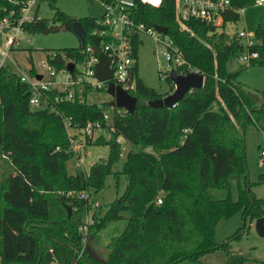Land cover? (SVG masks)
<instances>
[{
    "label": "trees",
    "instance_id": "1",
    "mask_svg": "<svg viewBox=\"0 0 264 264\" xmlns=\"http://www.w3.org/2000/svg\"><path fill=\"white\" fill-rule=\"evenodd\" d=\"M55 1L40 3L53 7ZM254 1L230 0L219 31L211 23L188 19L185 24L192 35L176 22L173 0H162L159 7L138 3L136 20L166 26L184 59L203 74V87L187 92L174 107L148 105L163 95L138 77L140 36L133 39L136 85L131 94L137 98L133 113L114 107L106 120L105 103L87 102L89 89L82 99L76 96L59 103L54 102L58 92H48L49 103L71 115L78 127L99 122L100 128L86 136L83 145L85 149L88 144L105 145L108 154L88 171L68 172L74 152L60 115L50 107L32 108L27 84L8 66L0 67V264H201L205 253L228 245L216 239L222 219L240 214L245 227L264 215V202L254 196L247 178L243 137L247 124L264 134V102L257 105L237 80V72L228 70L229 61L243 48L237 30L225 31L228 23L240 20L238 9ZM10 8L7 0H0V18ZM54 18L68 29L74 19L57 9ZM77 20L86 32V43L97 45L88 35L94 18ZM53 25L41 19L25 25V30L42 32ZM254 33L258 43L252 48L259 58L252 65L264 64V25H258ZM84 46L55 50V67L80 62ZM166 80L171 91L172 82ZM118 136L128 145L123 158ZM108 175L116 183L124 175L125 190L103 215L91 214L88 249L78 259L80 228L93 205L90 196L82 199L66 193L97 192ZM232 176L237 178L233 184ZM259 182L264 183V173ZM213 189H226L227 194L213 198ZM64 204L72 207L70 217ZM113 223H122V229L111 238L106 255L91 250L94 235ZM228 262L264 264L229 252Z\"/></svg>",
    "mask_w": 264,
    "mask_h": 264
},
{
    "label": "built area",
    "instance_id": "2",
    "mask_svg": "<svg viewBox=\"0 0 264 264\" xmlns=\"http://www.w3.org/2000/svg\"><path fill=\"white\" fill-rule=\"evenodd\" d=\"M7 1L11 4V8L6 15L0 18V38L4 40L5 47V50L0 52V67L4 65L5 59L9 57V51L20 43V35L26 33L25 25L44 19L41 14L44 4L40 3V0ZM95 1L102 7L103 12L99 17H93L94 24L89 30L88 35L97 41V45L89 42L86 43L85 32L83 43L85 46L82 50L84 57L80 62H70L73 64L72 70H69L67 67L69 63L61 68H56L53 63L56 53L52 51L41 62L40 67L44 69V72L37 71L32 66L27 71L20 69L21 71L18 73L20 80L27 84L31 91L29 105L36 109L50 107L51 111L60 115L70 141L71 149L74 152L72 163L77 170L82 171L85 169L84 154L87 152L84 148L83 140L86 136H93L94 129H99L100 124L99 122L89 121L85 126L78 127L73 122L71 115L60 113L49 103L48 92L57 91L58 93L54 97V102L59 103L74 100L76 96L82 99L84 91L88 89L94 90L101 87V84L105 86L94 75L95 64L98 61V54L94 52V48L98 52L104 53L109 67L113 69L112 81L130 94L136 85L133 72L135 62L133 58V39L135 36H140L141 34L148 35L153 39V54L165 63L164 71H160L161 79L169 78V73L172 69L179 74H186L188 72L200 73L184 59L181 50L168 36L167 32H159L153 25H146L144 22L136 20L138 3L159 7L162 0ZM173 4L176 22L182 29L189 31L191 35L193 33L186 26L185 21L196 19L221 27L223 12L231 7L230 0H173ZM253 5L264 7V0H255ZM242 11L243 9H238L240 16ZM236 33L238 43L243 48L237 55V58L242 66H251L259 58L258 51L252 48L258 43L255 33H250L245 28L237 29ZM59 74L61 75L60 78L58 77ZM174 88L175 85L172 82V89L174 90ZM103 117L109 120L111 113L105 112ZM187 131L184 130V132ZM116 141L121 145L122 151H124L126 145L125 139L122 136H118ZM147 150L150 151V148ZM262 154L264 155V151H262ZM66 195L68 197L77 196L82 199L89 197L88 192L84 190L80 192L68 191ZM161 202V198L158 197L156 203L160 204ZM91 224V215L88 213L85 218V224L80 228L82 237L79 248L76 250L78 259L88 249L87 233L88 226Z\"/></svg>",
    "mask_w": 264,
    "mask_h": 264
},
{
    "label": "rangeland",
    "instance_id": "3",
    "mask_svg": "<svg viewBox=\"0 0 264 264\" xmlns=\"http://www.w3.org/2000/svg\"><path fill=\"white\" fill-rule=\"evenodd\" d=\"M56 9L65 16L74 19L99 17L103 12L102 7L95 0H56L53 7L44 5L41 9L42 17L49 24L60 25V21L54 18ZM260 21L264 22V7L249 5L241 12L240 20L236 23H228L225 31L231 34L237 29L245 28L248 32L254 33L255 26ZM219 29L221 27H218L217 30L219 31ZM3 42L4 40L0 38V52L5 50ZM80 44L77 34L71 29L50 33L26 32L20 35L18 46L9 51V57L5 59L4 65L15 73H19L21 70L27 71L32 66L37 71L44 72L40 65L48 53L64 48H77ZM153 51V39L148 35L141 34L136 56L138 77L148 87L165 96L173 89L170 91L168 80L161 79L160 71H164L165 63H163V60L158 59ZM240 67L241 64L237 57H233L228 63V70L237 72V80L243 85L255 103L261 105L264 102V64ZM58 77L60 78L61 75L59 74ZM101 85L103 86V84ZM102 86L88 91L86 100L91 104L105 103V111L112 113L114 111V107L110 105L112 98L107 93L106 88H102ZM243 134L247 178L251 183L250 189L257 199L264 202V183L259 182V175L264 173V155L262 154V151H264V134L252 124L245 126ZM127 149L128 145H125L122 158ZM86 150L87 152L84 154V168L86 171L94 162L106 158L108 154V147L105 145L88 144ZM67 169L69 173L77 171L72 160L68 162ZM236 180V176L230 178L232 184ZM125 186L126 178L124 175L119 176L117 183L113 175H108L104 186L99 191L94 192L90 189L89 198L93 207L90 209L89 215L92 213L98 216L103 215L110 203L123 194ZM210 194L213 198H223L226 196L227 190L213 189ZM255 221L256 219L252 222L248 221L246 226L243 227L240 214H236L230 219H222L216 227V239L219 244L227 243L228 245L225 248L205 253L200 258L201 264H229L228 252L230 255H242L248 261H264V237L257 234ZM121 229L122 223L110 224L105 231L94 235L90 249L93 250L94 248L106 255L111 238L117 236ZM237 233L239 236L233 239L232 237ZM244 264L255 263L247 262Z\"/></svg>",
    "mask_w": 264,
    "mask_h": 264
},
{
    "label": "water",
    "instance_id": "4",
    "mask_svg": "<svg viewBox=\"0 0 264 264\" xmlns=\"http://www.w3.org/2000/svg\"><path fill=\"white\" fill-rule=\"evenodd\" d=\"M153 26L159 32H167L166 26L159 24H154ZM67 29V26L64 24L53 25L45 28L42 32L50 33L65 31ZM70 29L77 34L81 44H83L85 40V30L83 29L81 23L77 19H73L70 25ZM94 52L98 54V61L95 64L94 75L99 82L105 84L106 91L112 98L110 105L113 107L124 109L128 113H133L136 108L137 98L124 90L120 85H116L112 81L113 69L109 67V63L104 53L98 52L96 48H94ZM67 67L69 70H72L73 64L69 63ZM38 77L40 78V76ZM169 79L175 85L174 90L161 98L148 101V105H150L151 107H174L180 100L183 99L187 92L192 89L202 88L204 81L203 74L201 73L188 72L186 74H179L174 69L170 71ZM64 207L66 209L67 216L70 217L72 214V207L67 204H64ZM255 230L259 236L264 237V216L256 219Z\"/></svg>",
    "mask_w": 264,
    "mask_h": 264
},
{
    "label": "crops",
    "instance_id": "5",
    "mask_svg": "<svg viewBox=\"0 0 264 264\" xmlns=\"http://www.w3.org/2000/svg\"><path fill=\"white\" fill-rule=\"evenodd\" d=\"M260 24H261V25H264V22H262V21L258 22V23L256 24V26H255V30H256L257 26L260 25ZM254 32H255V31H254ZM91 254H93V252H91Z\"/></svg>",
    "mask_w": 264,
    "mask_h": 264
}]
</instances>
